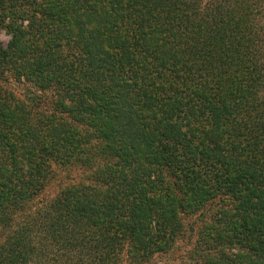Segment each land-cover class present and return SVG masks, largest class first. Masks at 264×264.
Instances as JSON below:
<instances>
[{
  "label": "trees",
  "instance_id": "obj_1",
  "mask_svg": "<svg viewBox=\"0 0 264 264\" xmlns=\"http://www.w3.org/2000/svg\"><path fill=\"white\" fill-rule=\"evenodd\" d=\"M0 30L1 77L62 89L0 84V264H264V0H0Z\"/></svg>",
  "mask_w": 264,
  "mask_h": 264
},
{
  "label": "rangeland",
  "instance_id": "obj_2",
  "mask_svg": "<svg viewBox=\"0 0 264 264\" xmlns=\"http://www.w3.org/2000/svg\"><path fill=\"white\" fill-rule=\"evenodd\" d=\"M10 35H8L4 30H0V44L6 45L10 39ZM12 64V63H10ZM12 65H9L7 62H0V84L2 85H6L8 87V89H11L12 91H14L17 96L20 97H25V94L30 90L29 92V96H31V92H39L41 95H43L44 97H46V99H42L44 106H48L51 104L52 101V96L54 97H58L56 94V90L58 91V89L60 91H62V89L60 88L61 82L58 81H51L48 83H45V86L48 85L47 89L42 88L40 85H37L35 83L29 82V83H25L24 79H22L21 81L17 78L16 75L14 74H10V78H8L9 80L6 81L4 79V77H1V74H3L2 71H4V68H9ZM5 74L8 76L9 73ZM49 83H51L49 85ZM52 191H57V189H53ZM195 235L192 234H187L186 237L184 239H182L181 241H179V243L177 244L176 248L169 253L166 256H162L161 260H175V261H179L182 260L185 256H187L188 254V250L190 248H192L195 244Z\"/></svg>",
  "mask_w": 264,
  "mask_h": 264
}]
</instances>
